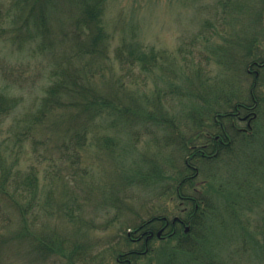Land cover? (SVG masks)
I'll list each match as a JSON object with an SVG mask.
<instances>
[{"label": "trees", "instance_id": "obj_1", "mask_svg": "<svg viewBox=\"0 0 264 264\" xmlns=\"http://www.w3.org/2000/svg\"><path fill=\"white\" fill-rule=\"evenodd\" d=\"M63 1L71 4V0H7L0 8V43L11 46L14 55L28 58L29 64L36 60L46 67L40 92L18 123L24 128L14 131V147L7 157L0 148V202L7 200L18 211L22 222L18 234L47 252L66 256L56 246L60 239L55 230L33 232L29 210L39 204L41 194V208L48 210L57 201L58 210L76 218L68 214L67 172L85 177L87 168L76 165L85 163L88 147L111 157L123 143L125 130L134 148L141 136H149V144L159 150L156 155L170 152L179 160L163 163L162 159L158 165L153 159L129 175L128 183L152 182L151 189L158 190L159 197L166 195L174 207L159 204L146 218L132 212L133 223L119 209L118 230L127 246L115 248L112 264L152 260L154 264H243L244 260L247 264L251 259L264 264V153L260 154L264 149L258 143L252 147L256 139L264 142V70L258 76L254 72L256 63H264L259 39L246 37L242 56L235 49H226L223 59L216 55L218 65L233 73V83L210 87L202 78L204 84L195 88L192 82L183 86L173 79L169 86L180 90L174 96L163 89L167 85L157 83L154 95L141 96L137 87L155 72L170 77V65L178 59L143 43L134 26L125 29L115 44L105 20L106 0H72L77 11L67 20L60 12ZM6 76L4 72L6 85L0 86V123L22 101L12 89L21 90L23 83H9ZM244 79L251 84L245 96L239 86ZM175 99L180 101L179 112L170 106ZM113 129L120 130L112 134ZM41 143L59 154L56 160L52 153H43L42 171L22 152L24 145L36 149ZM216 198L224 199L222 206ZM175 216L182 223H170L162 237L145 242L149 231L156 232L165 226V218L171 222ZM216 230L221 233L219 240ZM225 247L230 249L231 262L221 253ZM67 258L72 260L70 255Z\"/></svg>", "mask_w": 264, "mask_h": 264}, {"label": "rangeland", "instance_id": "obj_2", "mask_svg": "<svg viewBox=\"0 0 264 264\" xmlns=\"http://www.w3.org/2000/svg\"><path fill=\"white\" fill-rule=\"evenodd\" d=\"M106 1L105 20L108 30L115 34L113 41L115 44L126 33L125 29L131 30L130 27L134 26L139 40L156 49H165L171 53V56L178 59L177 64L170 65L172 68L168 70L170 77H164L165 75L159 72L150 74L145 85L137 87L141 96L154 95L159 88L156 87V83L163 85L162 87L167 85L163 89L167 90L168 96H174L173 92L180 90L169 86L173 79L178 85L180 83L183 86H188L189 82H192L194 84L192 87L195 88L204 82L210 87L225 84V82L233 83V73H229L218 65L217 56L221 59L226 57V49H235L242 56L245 52L246 37L253 36L259 39L260 53L264 54V0ZM5 3L7 0L0 1V8L4 9ZM70 3L65 5L64 2V6L60 3L63 19H70L76 14L74 1L71 0ZM4 44L0 43V86L6 85L2 77L4 72L8 75L6 80L9 83L13 81L23 83L21 90L10 87L17 96L22 98V101L19 107L0 123V148L2 154L7 157L10 149L15 145L14 131L24 128L23 123L20 124V128L18 123H21L22 116L33 105L34 95L40 92V85L45 81L46 67L44 63L40 64L36 60L29 64L28 58L14 55L11 51L12 47L7 43ZM202 70L203 74H201ZM252 77L249 76L250 80ZM202 78L204 82L201 81ZM240 84V92L245 96L244 90L251 85L250 81L244 79ZM170 106L173 112L181 110L178 99L173 100ZM117 131L113 129L110 133L115 134ZM128 134L129 132L125 130L121 132L123 143L118 149L116 148L117 151L111 157L100 154V150L97 152L96 147H88L85 163L76 165V168L80 166L87 168L85 177L74 174L73 170L67 172L64 179L70 189L68 197H71L70 205L67 206L68 214H73L76 218H69L66 212L58 210L57 201H54L53 207L48 210L41 208L43 199L41 194L37 197L39 204L32 210L30 208L28 214L30 228L33 232L39 229L48 232L55 230L58 234L55 237L60 239L56 241V246L58 245V248H61L60 253L64 252L66 256L53 253V250L47 252L46 248L37 246L34 241L21 237L18 233L22 222L18 211L12 204H8L7 200L0 202V264H71L72 262L74 264H112L115 248L124 249L127 246L121 239V231L118 230L116 213L119 209L125 213L126 217L129 216L131 219L128 221L133 223L132 212H138L141 217L146 218L159 204L168 205L169 208L174 207V203L168 201L166 195L159 197L157 195L159 191L151 189L152 182L135 185L128 183V177L129 175L132 177L133 171L141 165L147 167L153 159H155L154 162L159 161L158 165H160L162 159L163 163L164 159H171L177 163L179 158L174 153L169 154L170 152L161 157L156 155L159 150L155 145L149 144V140L152 141L149 136H141L140 142L134 148L128 139ZM258 135L262 138V134ZM256 143L264 149V142H258L257 139L252 145L253 148ZM41 144L36 149L30 144L24 145L22 152L25 153L28 163L35 164L42 171L46 165V161L41 162L43 153L46 151L52 153L56 160L59 154L54 148H47L46 143ZM263 153L264 151L260 152V154ZM23 165L25 168L26 163ZM261 170L263 172V167ZM39 178L40 185L46 188L43 176L39 175ZM59 195L57 193V197ZM223 200L216 198L217 205L222 206ZM260 210L261 207L256 208L255 213L259 214ZM255 213L253 214L257 215ZM171 214L170 212L172 217ZM241 214L242 212L240 216ZM256 220L260 222L261 218L257 217ZM215 234L219 240L221 236L219 230H216ZM61 239L63 242L59 243ZM223 249L221 253L223 252L224 257L227 258L230 249L227 247ZM69 255L72 260L67 258ZM164 257L166 258L165 255ZM227 260L229 261L228 258ZM149 264H154V261L152 260ZM236 264L240 263L236 262ZM243 264H246L245 260ZM247 264H254L253 259L247 261Z\"/></svg>", "mask_w": 264, "mask_h": 264}, {"label": "flooded vegetation", "instance_id": "obj_3", "mask_svg": "<svg viewBox=\"0 0 264 264\" xmlns=\"http://www.w3.org/2000/svg\"><path fill=\"white\" fill-rule=\"evenodd\" d=\"M255 67H256V69L254 70V72L258 76L259 75V71H263L264 70V63H261V62L260 63H256ZM237 114H240L239 116H241V117L247 116V114L241 113L240 111H237ZM242 119H245V118H242ZM177 221H178V223H182V221L180 220V218L179 217H176V216H175V219H172L171 220V222L169 220H167V218H165V226L164 227H161V229H158L156 232L149 231L150 233L146 236L145 242L147 243V241H149L150 239H152L154 236H156L158 238L162 237L163 236L162 233H163L165 227L168 226V225H170V223L172 225H174V224L177 223ZM160 230L162 231V233H161L160 236H158L157 234H158V232ZM184 231L186 232V227H185Z\"/></svg>", "mask_w": 264, "mask_h": 264}, {"label": "water", "instance_id": "obj_4", "mask_svg": "<svg viewBox=\"0 0 264 264\" xmlns=\"http://www.w3.org/2000/svg\"><path fill=\"white\" fill-rule=\"evenodd\" d=\"M188 230H189V227H186V232H188ZM161 233H162V231L160 230L157 235L160 236Z\"/></svg>", "mask_w": 264, "mask_h": 264}]
</instances>
